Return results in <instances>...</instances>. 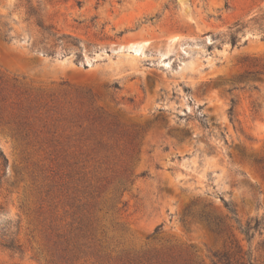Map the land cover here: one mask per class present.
<instances>
[{
    "label": "rangeland",
    "instance_id": "obj_1",
    "mask_svg": "<svg viewBox=\"0 0 264 264\" xmlns=\"http://www.w3.org/2000/svg\"><path fill=\"white\" fill-rule=\"evenodd\" d=\"M0 148V264H264V0H0Z\"/></svg>",
    "mask_w": 264,
    "mask_h": 264
},
{
    "label": "trees",
    "instance_id": "obj_2",
    "mask_svg": "<svg viewBox=\"0 0 264 264\" xmlns=\"http://www.w3.org/2000/svg\"><path fill=\"white\" fill-rule=\"evenodd\" d=\"M0 159L2 160V164L4 165V167H6L7 163H8V160H7V157L5 156L3 150L0 148ZM257 225H259V223L257 222ZM250 230V227L249 225L247 224L246 228L244 229V232L246 233V235L248 236V238H250V235H249V231ZM3 245L9 249H20V245H15V242L14 240H7L6 242H3ZM223 258V256H222ZM213 264H221L220 262H214Z\"/></svg>",
    "mask_w": 264,
    "mask_h": 264
}]
</instances>
